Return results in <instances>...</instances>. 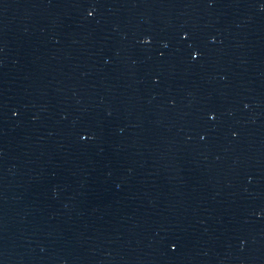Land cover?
I'll list each match as a JSON object with an SVG mask.
<instances>
[{
	"label": "water",
	"instance_id": "obj_1",
	"mask_svg": "<svg viewBox=\"0 0 264 264\" xmlns=\"http://www.w3.org/2000/svg\"><path fill=\"white\" fill-rule=\"evenodd\" d=\"M0 264H264V0H0Z\"/></svg>",
	"mask_w": 264,
	"mask_h": 264
},
{
	"label": "snow or ice",
	"instance_id": "obj_2",
	"mask_svg": "<svg viewBox=\"0 0 264 264\" xmlns=\"http://www.w3.org/2000/svg\"><path fill=\"white\" fill-rule=\"evenodd\" d=\"M189 35V33L185 32L184 36L187 37ZM146 40H151V37H146ZM200 52L198 50L193 52V56L194 57H199ZM213 118L215 117V113H212ZM177 245L173 244L172 247L175 248Z\"/></svg>",
	"mask_w": 264,
	"mask_h": 264
}]
</instances>
